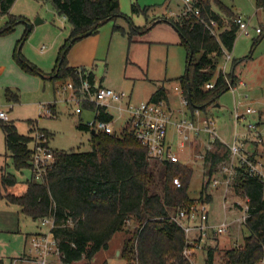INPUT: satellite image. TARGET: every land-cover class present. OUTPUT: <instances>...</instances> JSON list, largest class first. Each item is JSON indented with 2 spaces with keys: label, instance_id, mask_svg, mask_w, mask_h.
I'll list each match as a JSON object with an SVG mask.
<instances>
[{
  "label": "trees",
  "instance_id": "obj_1",
  "mask_svg": "<svg viewBox=\"0 0 264 264\" xmlns=\"http://www.w3.org/2000/svg\"><path fill=\"white\" fill-rule=\"evenodd\" d=\"M15 0H0V16H8L0 28V35L11 32L16 24L24 22L12 16L9 11ZM53 9L66 18L70 31L58 50L56 63L51 71V79L63 82L71 80L80 83L79 72L87 73L90 83H94L92 71L78 70L69 66L67 54L70 48L85 37L87 32L95 33L100 26L121 16L118 0H49ZM229 17H223L212 5ZM256 8L264 9V0H255ZM199 17L193 14L167 21L179 34L180 44L187 50L185 74L179 78L181 88L188 100V108L193 116L195 111L205 110L220 95L236 84L234 73H219L212 89L204 85L215 77L223 50L231 51L236 39L237 25L233 13L219 0H194ZM133 11L140 8L132 4ZM205 22L215 21L219 30L218 38L209 33ZM160 22V21H159ZM117 30L119 28L115 27ZM122 31V29H121ZM30 33L26 28L22 40ZM260 39L254 41L256 44ZM21 40L14 53L19 67L33 75H43L42 71L20 53ZM197 55V57H196ZM239 61L233 60L235 66ZM7 101L18 102L19 96L9 88L4 90ZM163 86L150 96L151 101H166ZM83 108L96 112L95 120L112 122L113 117L105 108L85 103ZM30 124L31 120L28 121ZM5 135V144L11 153L13 166L17 171L31 170V150L29 143L33 137L20 134L11 122H0ZM78 129L90 130V150L54 152V162L41 182L33 176L26 182V190L20 195L0 194L8 204L32 220L48 217L53 220L50 229L56 241L60 260L73 264L86 259L90 261L100 250L108 248L111 238L124 231L126 224H137L132 237L124 241L123 258L128 264H191L184 256L186 240L181 227L172 220L171 212L190 211L197 203L210 202L211 197L195 200L188 195V184L192 170L180 162H149L146 148L123 129L105 134L78 124ZM49 145L51 134L39 129ZM35 129H31L33 133ZM94 131V132H92ZM118 132V133H117ZM212 149L204 155L207 164L206 176L211 178L217 165L227 158L228 148L219 140L211 142ZM158 163L161 165L157 169ZM178 178L180 186L173 183ZM15 175L5 168L0 170V186L15 185ZM236 194L247 198L248 216L245 228L249 235L244 237L243 246L225 251L220 264H259L264 259V195L259 178L248 175L239 168L232 180ZM160 190V193L158 192ZM202 198V199H201ZM215 249L209 248L205 264L214 262ZM0 259V264H2Z\"/></svg>",
  "mask_w": 264,
  "mask_h": 264
},
{
  "label": "rangeland",
  "instance_id": "obj_2",
  "mask_svg": "<svg viewBox=\"0 0 264 264\" xmlns=\"http://www.w3.org/2000/svg\"><path fill=\"white\" fill-rule=\"evenodd\" d=\"M118 1L121 16L106 22L95 33L76 42L67 54L68 65L78 70L86 68L93 71L97 84L127 93L133 103L148 101L152 92L162 85L168 93L177 96L176 98L179 101V95L175 87L181 88L179 78L185 74L187 50L180 44V37L176 29L167 21L184 17L183 3L185 0H170L169 6L162 8V10L160 9L161 5H154L160 2L156 0H144L145 3L141 2L143 0ZM219 1L230 9L234 18L236 14L242 15L250 29V36H245L237 31L232 56L233 60L239 62L233 66L231 61L226 72L227 74L233 69V73L237 78L236 84L241 80L243 85L235 84L234 90H227L215 102L201 111V117L208 116L215 120L220 140L228 143L235 129L232 117L234 98L240 99L243 95L247 96V99H242L245 106L241 110H244L246 105L256 109L258 117L260 116L258 118L259 124L262 123L261 129L264 131V9L256 8L255 0ZM134 3L139 6V11L132 10V4ZM212 7L223 17L225 23L229 21V17L219 10L215 4ZM170 11H172L171 15L169 14ZM9 13L26 23L19 22L11 32L0 36H18V41L21 40L20 53L23 57H25L24 50L26 49L29 51L31 59L39 61L40 58L42 59L53 52L54 48L52 49V47L55 43L59 44L56 46V55L58 54L59 48L67 37L70 25L62 15H59L53 9L49 0H15ZM157 17H159L158 20ZM7 19L8 16H0V28ZM37 19L45 22L37 23ZM26 24L31 25L30 33L25 40H22L27 28ZM257 28L262 30L260 34L255 32ZM214 30L218 36L219 30L217 28H214ZM257 39L260 40L254 44ZM38 77H40L41 82L37 87L24 83L23 86L26 89L23 93L21 91L16 92L19 95V102L24 101L27 103L21 114L27 115L30 113L29 109L32 106L30 104L38 102L51 103L54 116H41L39 118V126L51 134L50 147L57 151H89L91 149L90 130L78 129L77 125L93 121L95 118L94 111L82 108L81 114L75 113L74 104L67 100L68 92L62 90L65 82L57 79L43 80L41 76ZM0 81L1 84H4L7 79L0 78ZM4 90H0V97L4 94ZM109 111L113 115V129L120 133L125 120L119 117L115 109L109 108ZM202 114L205 115L202 116ZM261 114H263L262 117ZM25 126H27L26 121H21V127L24 129ZM244 129L242 125L239 126V130L243 131ZM254 144L258 155L264 158V144ZM212 147L207 135L202 133L199 139L191 144L189 150L186 147L183 152H180L179 157L180 163L192 170V176L188 184L189 197L197 200L199 197L205 198L209 195L211 197L210 202L204 204L209 210L210 222L214 224L215 222L212 221L214 220L217 221L215 223L217 224L223 218V200L228 199L229 204L236 209L238 214V208L241 209V207L235 202H242L244 198L236 194L232 188L233 179L229 183V192H224L223 183H220L216 188L211 187V180L215 177L218 178L221 166L228 160L227 156L217 165V172L211 178H208L206 176L207 164L205 165L204 155ZM149 162L154 164L153 160L149 159ZM160 166L158 163L157 169ZM10 170V172H14L17 179L14 185L16 186L15 193L23 192L22 188L25 192L26 182L32 178L31 170L25 168L16 171L13 166H10ZM158 192L160 193L159 189ZM224 193H228L225 196L227 198L224 197ZM197 206H200V203H197ZM16 211L18 218L16 230L18 231L14 233L0 231V257L3 264H12L14 260H16V264H33V261L38 257L26 254L28 253L29 243L33 237L48 233L49 226H42L40 219L34 221L17 208ZM177 213L171 212L170 215L174 218ZM136 228L137 224L129 221L124 231L116 233L111 238L107 249L100 250L90 261L82 259L73 264H128L122 256L124 241L132 237ZM248 235L249 231L245 228V224L234 223L222 235H215L210 232L202 242L197 237L193 238L194 247H188L183 254L191 264H205L207 250L213 248L215 249L214 262L220 264L225 251L242 247L243 239ZM25 237L30 240L26 244L24 243ZM204 241H212V243L203 244V248H200L201 243ZM18 256H21V258L14 259ZM46 264L63 263L56 253H52L47 256Z\"/></svg>",
  "mask_w": 264,
  "mask_h": 264
},
{
  "label": "built area",
  "instance_id": "obj_3",
  "mask_svg": "<svg viewBox=\"0 0 264 264\" xmlns=\"http://www.w3.org/2000/svg\"><path fill=\"white\" fill-rule=\"evenodd\" d=\"M189 2V3H188ZM183 15L193 14L199 17V11L194 7V0L184 1ZM204 23L212 36L218 38L214 28H217L215 21ZM237 25L238 31L250 36V29L247 21L242 16H236L233 19ZM261 29H255V32L260 34ZM232 61L229 51L223 50V55L220 63L217 66L215 77L212 81L204 85V89H212L215 85V78L219 73L226 77L228 64ZM80 83L76 86L71 80L65 82L62 90L68 92V101L75 106V113L82 112L83 104L88 103L95 108L103 107L106 111L109 108L115 109L119 117L124 118L123 129H126L133 138L144 148L148 153V158L158 162H180V152H183L186 147L188 150L191 144L199 139L200 135L206 134L209 142L219 139V134L216 127V122L213 118L205 116L200 117L201 112L195 111L192 116L188 108V100L184 95V90L175 87L179 95V106L171 107L166 101H143L133 103L130 100V95L123 91H116L109 87L99 86L95 83H90L87 73L82 75L79 72ZM233 89V86H230ZM245 104L240 100L234 102L232 117L234 120V132L228 143L221 141L229 150L228 160L221 166L218 178L211 180V187L216 188L220 183L224 185V192H229V183L236 175L239 168H243L248 175L257 177L262 182V191L264 195V158L258 155L255 144H264V131L259 124L260 116L256 109L246 105L244 110H241ZM96 114V112H94ZM43 115L51 116L52 111L49 106H43ZM249 117V118H248ZM0 122H8L7 112L0 109ZM88 128L112 134L114 129L112 122L102 120H93L86 124ZM244 127L243 131L239 130V126ZM264 125V123H263ZM260 128V129H259ZM31 146V172L35 181H42L44 174L51 168L54 162V152L49 145H46V137L39 129H35ZM173 183L179 187L180 181L178 178L173 179ZM228 194V193H227ZM224 193V197L227 195ZM227 198V197H225ZM240 208L237 214L236 209L232 208L229 200H223V218L217 224L210 222V215L207 206L201 203L200 206L193 207L190 211L180 210L176 217L172 220L176 222L184 232L186 247L195 245L193 238L197 237L202 242L207 238V234L212 232L215 235H222L228 231L229 227L234 223L243 225L246 223L248 216L247 198L244 201L235 202ZM42 226H49V232L39 234L33 237L29 243L28 255L38 257L33 264H46L47 256L56 253L59 258V251L56 241L50 234V229L53 227V220L48 217L41 218ZM194 247V246H193ZM185 249L183 253H185ZM32 263V262H31ZM12 264H16V260ZM64 264V263H63ZM259 264H264L261 261Z\"/></svg>",
  "mask_w": 264,
  "mask_h": 264
},
{
  "label": "crops",
  "instance_id": "obj_4",
  "mask_svg": "<svg viewBox=\"0 0 264 264\" xmlns=\"http://www.w3.org/2000/svg\"><path fill=\"white\" fill-rule=\"evenodd\" d=\"M156 1H160V2L155 3L154 5L155 6L161 5V7H160L161 10L164 7L167 8L170 4V0H156ZM141 2L145 3L144 0ZM145 5H147V4H145ZM148 5H150V4H148ZM10 11H11V8H10ZM169 14L171 15L172 11H170ZM238 15L242 16L240 14H236V16H238ZM64 19H66V18L64 17ZM156 19L158 20L159 17H157ZM42 22L44 23L45 21L42 20ZM69 31H70V28H69ZM68 34H69V32H68ZM68 34H67V36H68ZM18 38H19L18 36H13V35L0 36V78L7 79V82H5L4 84H1L2 82L0 81V90H2V91L6 88H9L14 93H16L17 91H21V93H23L24 89H26L23 86L24 83L25 84L29 83L28 85L33 86V87H37L39 85V83L41 82L40 77H38L41 75L32 76V75L28 74L23 69L18 67L16 61L14 60V53L16 50ZM57 45H59V44L55 43L52 47V49L54 48L53 52L47 54L42 59L40 58L39 61L31 59L30 55H29V51L26 49L24 50V56L30 62L34 63V65L42 71L43 75L41 76V78L43 80H47V79L51 80L50 73L55 66L56 58H57V55H56V53H57L56 52L57 51L56 46ZM229 52L231 54V58L233 61L232 50ZM43 60L47 61V62H44ZM244 61H246V60H244ZM86 71L89 72L91 70L86 69ZM93 75H94V73H93ZM94 83L97 84L96 79H95V75H94ZM97 85L102 86L101 84H97ZM236 85H243V83L241 80H239V82ZM236 85L233 86V89H235ZM159 87H161V86H159ZM164 89H165V87H164ZM165 92H166V96H167L166 102L173 108L178 107L179 101L176 98L177 96H174V95L168 93V91L166 89H165ZM242 99H244V100L247 99V96L243 95V97H241L240 99L234 98L233 104L236 100H240L242 102ZM130 100H131V97H130ZM25 105H27V103L24 101H20V102L19 101L18 102L7 101L5 99L4 94L2 95V97H0V109L7 112L8 121L11 122L16 127L17 131L20 134L29 135V136L33 137L34 132L31 133L30 132L31 129H43L39 126V118L41 116H45V115H43V106H49L51 108L52 115L50 117L54 116L53 115L54 109H53V105L49 102H38V103L30 104V105H32L31 108L29 109L30 113L27 115H23V114H21V111L23 110V108H25ZM107 112L112 115V113L109 110ZM79 114H81V113H79ZM204 115L202 114V116H204ZM262 116H263V114H261V117ZM47 117H49V116H47ZM112 117H113V115H112ZM200 117H201V114H200ZM201 118H203V117H201ZM29 120L32 121L31 124L28 122ZM21 121H26L27 126H25L24 129L21 127ZM89 122H87V123H89ZM87 123H84V124H87ZM43 130H46V129H43ZM31 142L28 145L29 149H31V146H32ZM9 163H11V164H9ZM10 166L11 167L13 166L11 153L6 148L5 135H4V132L0 126V170L2 168H5L8 173H11L14 175V172L13 173L10 172L11 171ZM13 168H14V166H13ZM15 187L16 186H14V185L10 186V187H6V188L0 186V194L13 193L16 195H20V194L24 193V188H22L23 192L15 193ZM25 190H26V187H25ZM14 207H16V206L12 205V204H8L3 198H0V231H2V232H13V233L18 231V230H16L17 226H18L17 225L18 218H17V214H16L17 213V211H16L17 207L16 208H14ZM17 210H19V209L17 208ZM223 214H224V212H223ZM212 221L215 223L217 222L214 220H212ZM35 235H33V236H35ZM28 241H30V240H28V237H25L24 243L26 244ZM211 243H212V241H207V242L204 241L203 243H201L200 248H203L202 247L203 244L205 245V244H211ZM19 258H21V256H18L17 258H14V259H19ZM0 259H1V257H0ZM2 262H3V260H2Z\"/></svg>",
  "mask_w": 264,
  "mask_h": 264
},
{
  "label": "water",
  "instance_id": "obj_5",
  "mask_svg": "<svg viewBox=\"0 0 264 264\" xmlns=\"http://www.w3.org/2000/svg\"><path fill=\"white\" fill-rule=\"evenodd\" d=\"M37 23H40V22H42V20L41 19H37V21H36ZM27 25V28L28 29H30L31 28V25H29V24H26ZM91 34V32L89 31V32H87L86 34H85V36H88V35H90ZM232 72H233V69H232ZM92 132H94V131H92Z\"/></svg>",
  "mask_w": 264,
  "mask_h": 264
}]
</instances>
